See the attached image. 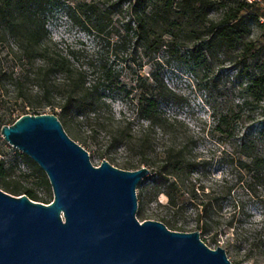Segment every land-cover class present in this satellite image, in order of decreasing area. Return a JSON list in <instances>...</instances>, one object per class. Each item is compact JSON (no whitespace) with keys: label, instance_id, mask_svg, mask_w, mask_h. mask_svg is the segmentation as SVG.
<instances>
[{"label":"rangeland","instance_id":"1","mask_svg":"<svg viewBox=\"0 0 264 264\" xmlns=\"http://www.w3.org/2000/svg\"><path fill=\"white\" fill-rule=\"evenodd\" d=\"M86 2L98 5V18L104 28L99 36L76 26L64 8H52L46 18L49 37L61 51H76L73 61L86 71L88 84L98 79L104 81L106 69L123 87L124 91L111 94L107 103L115 125L131 128L134 144L143 143V134L150 133L149 164L141 167H148L151 173L158 171L166 151L173 146L184 147L195 157L197 166L190 172L192 184H187L178 194L183 209L181 221L187 223V229L198 231L196 207L190 201V191L195 186L198 203L213 200L212 219L220 231L217 243H213L211 235L200 231L206 244L213 249L219 246L225 248L234 264H264V168L258 173L244 168L242 163L249 158L240 147L246 139H252L253 151L264 157V138L260 134L264 112L256 104L245 102L246 93L237 70L228 58L194 53L192 43L183 46L181 40L172 37L169 38V46L158 55L159 65L147 59L142 66L124 62L123 58H127L133 49V46L122 44L125 23L129 18L128 2L69 0L73 6ZM220 15V12L212 14L215 18ZM261 34L264 31L254 23L251 37L258 39L261 36L260 41L264 45ZM9 44H0V61L4 68L0 75V161H6L8 167H13L14 176L25 186L37 190L46 199H51V195L54 198L52 186L51 190L47 189L39 175L30 174L31 168L20 156L22 152L5 140L1 129L14 124L23 115H37L38 105L44 106V113L59 117L67 133L89 151L94 165L100 166L104 160L111 162L113 158L115 161L111 163L123 169L125 162L138 163L141 160L142 156L137 151H129L123 145L111 153L107 152L112 130L108 132L103 128L110 120L106 109L101 111L98 123L92 122L97 128L96 132H92L87 125L78 127L72 121H65L61 109L42 102L36 88L27 101L17 99L11 87L13 79L3 75L14 73V78L23 77L31 75L30 69L34 68L19 66L18 59L8 54ZM260 60L264 62V49ZM38 63L40 61L36 60L35 66ZM154 72L181 97V100H170L161 105L164 116L173 123L168 130L160 126L151 127L150 122L140 118L135 109L138 77L149 78L151 83L150 76ZM53 81L59 88L64 86L62 74L56 75ZM61 91L58 90L59 96L63 94ZM223 116H227L226 122L222 130H217L215 126ZM86 138L87 143L84 142ZM159 191L161 193L157 194ZM163 191V187H156L151 181L144 188H138L139 211L143 209L148 219L158 220L167 213L163 205L168 203V197ZM137 217L143 221L139 213Z\"/></svg>","mask_w":264,"mask_h":264},{"label":"trees","instance_id":"2","mask_svg":"<svg viewBox=\"0 0 264 264\" xmlns=\"http://www.w3.org/2000/svg\"><path fill=\"white\" fill-rule=\"evenodd\" d=\"M125 2H128L129 18L125 23L122 44L133 46V49L127 58H123L124 62L142 66L144 59H147L159 65L158 55L169 46L170 37L181 40L183 46L192 43L194 53L228 58L242 78L245 102L256 104L264 112V62L260 60L264 45L260 41L261 36L258 39L251 37L254 23L259 30L264 31V22L261 21L264 14L259 8L244 0H120V4ZM52 8H64L73 23L89 34L99 36L104 31L95 2L73 6L69 0H0V44L10 43L8 54L18 59L19 66L34 68L30 69L31 75L23 77L14 78V73L3 75L13 79L11 87L16 98L27 101L36 88V94L42 102L61 109L65 121H72L78 127L87 125L92 132L97 130L92 122L98 123L101 111L106 109L110 113V120L103 128L108 132L112 130L107 152L111 153L123 145L127 150L137 151L142 156L138 163L125 162V170H136L143 164H149L150 133L143 134V143L134 144L131 128L115 125L107 103V98L111 94L123 92V87L114 81L111 71L106 69L104 81L98 79L88 84L86 71L73 61L76 51H61L49 37L46 18ZM214 12H220L221 15L215 18L212 16ZM36 60L40 61L37 66ZM3 72L0 61V75ZM58 74L64 78V86L60 88L53 81ZM150 79L151 83L148 82L149 78L138 77L135 109L140 118L150 122L151 127L160 126L168 130L173 123L164 116L161 105L166 101L181 100V97L166 86L158 73H152ZM58 90H62L63 94L59 96ZM43 109V105L36 106V114H43ZM226 118L223 116L218 120L215 126L217 130H222ZM260 134L264 138V120ZM87 141V138L84 139L85 143ZM253 146L252 139L242 142V152L249 158L242 165L249 172L258 173L264 168V157L255 153ZM20 156L31 168L30 174L39 175L46 188L51 190L45 171L28 155L20 153ZM114 161L112 158L111 162ZM196 166L195 157L187 153L184 147L173 146L166 151L158 171L145 177L138 186L144 188L151 181L154 186L164 188L168 203L163 207L167 213L158 220L171 230L190 232L187 223L181 221L183 209L178 194L187 184H192L190 172ZM0 187L13 195L27 194L35 201L51 203L54 200L53 195L51 199H46L37 190L25 186L14 176V168L8 167L6 161H0ZM192 187L190 201L196 207V230L211 235L213 243H217L220 231L212 219L213 200L198 203L196 187ZM138 213L143 221L148 219L143 209Z\"/></svg>","mask_w":264,"mask_h":264},{"label":"water","instance_id":"3","mask_svg":"<svg viewBox=\"0 0 264 264\" xmlns=\"http://www.w3.org/2000/svg\"><path fill=\"white\" fill-rule=\"evenodd\" d=\"M1 133L45 171L54 200L0 187V264H234L200 231L139 220L138 186L151 170L94 165L57 115L26 114Z\"/></svg>","mask_w":264,"mask_h":264},{"label":"built area","instance_id":"4","mask_svg":"<svg viewBox=\"0 0 264 264\" xmlns=\"http://www.w3.org/2000/svg\"><path fill=\"white\" fill-rule=\"evenodd\" d=\"M244 1L248 4L256 6L264 14V0H244ZM261 21L264 22V16L261 18Z\"/></svg>","mask_w":264,"mask_h":264}]
</instances>
